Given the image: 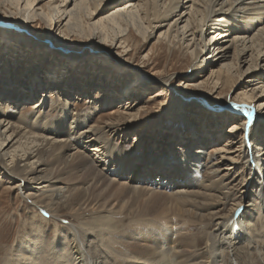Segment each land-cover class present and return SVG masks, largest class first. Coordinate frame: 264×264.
Here are the masks:
<instances>
[{
    "label": "bare ground",
    "instance_id": "1",
    "mask_svg": "<svg viewBox=\"0 0 264 264\" xmlns=\"http://www.w3.org/2000/svg\"><path fill=\"white\" fill-rule=\"evenodd\" d=\"M82 1L85 0H21V3L29 7L34 4L33 8L43 10L40 4L47 2L48 8H54L53 21L66 22L65 28L72 24L74 12H79ZM108 1L93 0L88 8L86 20H95L89 26L92 39L109 23H115L116 19L126 21L130 11L138 12L143 0H111V4L119 6L105 11ZM163 2L166 3L165 9L162 8L164 13L156 15L155 10L154 17L149 20L142 16L147 28L145 38L150 40L158 33V38L169 41L174 33L184 48H192V70L200 75L211 68L206 80L214 82L213 88L217 89L218 83L232 87L237 82L245 88L224 107L218 106L232 112L231 118H237L231 123L229 136H225L223 144L210 147L208 152L206 142L210 138L198 132L196 137H184L185 144L176 146L187 153L194 144L198 146L187 156L197 163L211 153L209 158L213 161L206 168L209 175L203 167V171L200 172L199 167L195 171L197 163L192 159L189 164L184 162L186 169L182 171L179 170L181 164L164 158L159 157L153 163L149 159L150 139L146 133L142 144L141 141L133 144L142 147L136 158L133 153L125 152L126 145L115 143V140L126 142L127 133L132 132L133 120L140 110L133 103L129 111L122 113L125 117L109 120L103 127L88 122L91 116L78 114L73 120L70 137L58 138L66 133L58 129L60 124L55 129L38 122L28 127L30 124L15 120L12 111L3 112L6 91L5 98L0 99V175L8 179L10 190L20 192L32 208L43 212L33 211L35 217L41 220L46 219L45 214L57 217L66 206L70 222L62 227L53 242V252L47 255L49 261L41 258L43 242L38 240L36 232V240L29 235L27 240L18 243L12 248L14 252L6 256L4 264H252L253 254L264 264V148H261L264 144L254 138L258 135L254 129L257 128L258 133L259 129H264V101H258L264 98V0ZM27 23L22 20L17 26L26 28L24 24ZM103 23L106 24L103 26ZM2 29L3 39L15 32L11 25ZM10 38L19 40L18 37ZM16 42H8V45ZM95 47L87 46L92 49L90 56L105 51L118 66H132L125 58H114L109 50ZM209 50H212L210 57L206 56ZM63 51L69 53V50ZM246 64L248 71L243 72L241 68ZM216 66L218 68L212 69ZM135 71L139 75L142 72L140 67ZM188 76L184 74L183 78ZM148 80L155 86L173 85L164 78L156 79L157 82ZM51 81L58 84L56 79L47 82ZM27 82L32 83L33 88L37 78L30 75ZM136 84L134 86L139 87ZM33 90L27 91L28 99L34 97ZM173 96L179 103L183 101L180 93L174 92ZM175 99L173 103L177 105ZM63 100L70 105L67 98ZM14 104L11 105L15 110L18 107ZM45 105L46 102L40 100L33 107L42 110ZM240 114L244 115L241 122L238 121ZM167 116L173 117L170 113ZM112 132L113 137L107 138ZM244 132L250 137L241 135ZM182 135L174 134L170 138L180 142ZM237 164L241 165L242 172L236 171ZM238 180L242 189L231 204L232 193L238 187L234 183ZM105 191L107 195L103 196ZM242 193L253 194V201L243 203ZM223 206L229 208L221 211ZM144 212H151V215L147 217ZM126 219H129L127 224ZM194 228H198V232ZM140 238L148 245H138Z\"/></svg>",
    "mask_w": 264,
    "mask_h": 264
},
{
    "label": "rangeland",
    "instance_id": "2",
    "mask_svg": "<svg viewBox=\"0 0 264 264\" xmlns=\"http://www.w3.org/2000/svg\"><path fill=\"white\" fill-rule=\"evenodd\" d=\"M92 1H82L83 5L79 12H74L75 17L71 20L72 24L63 28L66 22L55 23L53 21L54 8H48L47 2L40 4L43 6V10H36L37 8H33L34 4L30 7L25 6V2L21 3V0H0V88L2 89H0V99H4V94L8 91V96L5 98L7 101H4L5 106L1 107L3 112L12 111L15 120L19 119L20 123L30 124L28 127L31 124L40 123L44 126L50 125L53 127L52 129H55L60 124L58 129L62 132L66 131V133L58 138H69L76 115L79 114L78 116L81 117L89 115L92 118L90 117L88 122L97 127H103L109 120L125 117V114L122 113L129 111L131 107L129 105L133 103L140 110L133 120L132 132L127 133L126 142L115 140V143L121 146L122 144L126 145L125 152L133 153V158H136L138 155L140 156L143 143L141 139L146 133L145 136L150 139L148 140L150 161L155 163L154 161L159 157L164 158L177 165L181 164L179 166L181 171L186 169L185 165L189 164L191 159L194 164L197 163L196 159L187 156L189 154L191 156L198 146H194V144L190 148V153L184 150V146L183 152L176 148L184 143V137L193 138L196 137L195 133H204L206 139L210 138L206 142L208 152L215 145L223 144L225 136H229L231 123L237 121V118H231L232 112L218 106L224 107V104L226 105L236 98L235 96L245 88L239 85V82L232 87L218 83L217 89L213 88L214 82L206 80L211 68L203 70L200 75L192 70V48L189 50L184 48L178 42L179 38L176 34L171 33L174 38L171 37L169 41L161 37L158 38V33L155 38L150 40L145 38L144 33L147 28L142 16L143 18L145 16L146 20L149 17V20L154 17L155 10L156 15L164 13L163 9H165L166 3L163 0L141 1L142 7L138 12L130 11V14L126 16V21H117L116 19L115 23H109L94 39L91 38L89 26L95 20H86L85 18ZM110 2L111 0L106 2L105 11H112L119 6ZM60 3L58 2V4ZM39 13L42 16L38 15ZM22 20L28 21L26 25L24 24L28 29L17 26ZM105 24L103 23V26ZM6 25H11L15 32L3 39L1 38L4 36L2 27ZM10 37H18L19 40L18 42L13 41L10 40ZM117 40L124 42L120 43ZM8 42L16 43L8 45ZM87 46L105 48L111 52L112 57L125 58L132 66L127 68L118 66L105 51L100 52L101 54H97V56H90L89 52L92 49H87ZM63 50H69V53ZM211 51L209 50L206 56L209 54L210 57ZM247 65L241 68L243 72L248 71ZM139 67L142 70L140 75L135 71ZM184 74L189 75L188 78H183ZM30 75L37 78L33 88L30 86L32 83L27 82ZM162 78L171 81L172 87H167L164 84L155 86L148 80L157 82L156 79ZM50 79H56L58 84L54 85L52 81L47 82ZM136 83L139 87L144 86V88L135 87ZM35 86L38 91H35ZM45 88L47 89L44 90ZM31 90L34 92V97L28 99L26 93L27 91L30 93ZM174 92L181 94L182 102L179 103L175 99ZM42 93L43 96H41ZM124 95L125 97H121ZM24 96L27 99H24ZM190 97L194 99L188 100ZM17 98H21L20 101ZM64 98L68 99L69 106L66 105ZM174 99L177 105H174ZM40 100L46 102V107L44 106L42 110H34L33 106ZM15 101L18 102L14 104ZM258 101H264V98H260ZM9 102L18 108L14 110ZM169 113L173 117L167 116ZM39 114L41 115L39 116ZM238 116V121L241 122L244 115ZM254 130L258 134L254 137L255 140L264 144V129H259V133L257 128ZM173 133L183 134V140L179 142V140L173 139L172 141L170 137L174 136ZM207 133L210 135L208 136ZM244 134L250 137L248 132L241 135ZM214 136L219 139L212 140ZM106 137L112 138L113 132L110 136L107 134ZM135 141H141V144L134 146ZM261 148H264V145ZM209 154L204 156L205 158L201 157L202 162L194 166L195 171H197V167L200 168V172L207 170V165L213 161L212 157L209 158L211 156ZM236 167V171H243L241 165L237 164ZM199 171L197 174L200 173ZM153 173L151 171L150 175ZM209 173L207 170V176ZM262 177H264V169ZM238 182L234 183L238 187H235L236 191L234 190L232 193L234 198H230L231 204L235 203L234 199H238V193L242 189L239 185L240 180ZM8 186H10L8 179L0 175V264L5 263L6 256L14 252L12 248L17 247L18 243L27 240L30 236L33 237L32 240H36L34 236L36 232L39 235L38 240L43 242L41 258L45 257L44 260L49 261L47 255L53 252L51 247L53 242L62 227L70 222L67 215L69 209L65 206L66 208H61L57 217L45 214L46 219L41 220L34 216L33 211L36 214L43 212L37 207L32 208V204L28 200H24L20 192L10 190ZM242 194H244L243 203L249 200L253 201V194L248 196L245 193ZM102 195H107V191ZM223 207L220 208L221 211L229 208V206ZM144 215L149 217L151 212H144ZM127 220L129 219L124 221ZM39 221L42 224H38ZM127 223L128 221L125 224ZM194 229L195 232H198V228ZM36 242L39 244V241ZM201 243L203 246V239ZM137 244L148 245L147 241L142 238L137 241ZM167 246L168 244L165 243L164 247ZM251 260L252 264H260L254 254Z\"/></svg>",
    "mask_w": 264,
    "mask_h": 264
}]
</instances>
